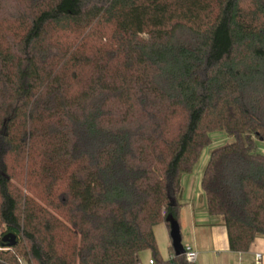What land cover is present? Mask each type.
<instances>
[{"label":"trees","instance_id":"trees-1","mask_svg":"<svg viewBox=\"0 0 264 264\" xmlns=\"http://www.w3.org/2000/svg\"><path fill=\"white\" fill-rule=\"evenodd\" d=\"M230 250L264 238V0H0V264L163 261L183 180ZM16 237L7 247L3 239Z\"/></svg>","mask_w":264,"mask_h":264},{"label":"crops","instance_id":"crops-1","mask_svg":"<svg viewBox=\"0 0 264 264\" xmlns=\"http://www.w3.org/2000/svg\"><path fill=\"white\" fill-rule=\"evenodd\" d=\"M193 174L183 180L180 231L184 247H191L198 253L196 264H264V238H257L247 253L230 250L227 228L220 218L208 214L201 189L203 172L200 175ZM154 234L161 258L168 261L171 258V239L167 226H156ZM257 254L262 256L260 261L256 259ZM140 259L142 264H149L153 259L152 252H143Z\"/></svg>","mask_w":264,"mask_h":264},{"label":"rangeland","instance_id":"rangeland-1","mask_svg":"<svg viewBox=\"0 0 264 264\" xmlns=\"http://www.w3.org/2000/svg\"><path fill=\"white\" fill-rule=\"evenodd\" d=\"M211 138H212V144L203 151L200 162L198 163L194 171V174H193L194 176L196 174L200 175L203 172V168L205 164H207L210 154L215 148L231 141V139L225 133L220 132V131L213 132L211 134ZM257 145H258L259 152L261 154H264V142L257 141ZM6 150H7V145L0 142V168L2 166V158Z\"/></svg>","mask_w":264,"mask_h":264},{"label":"water","instance_id":"water-1","mask_svg":"<svg viewBox=\"0 0 264 264\" xmlns=\"http://www.w3.org/2000/svg\"><path fill=\"white\" fill-rule=\"evenodd\" d=\"M171 245L174 250L176 257H182L185 255V247L182 243V236L180 231V226L176 223H172L171 230L169 232ZM7 247L11 248L16 245V237L14 235H7L3 239Z\"/></svg>","mask_w":264,"mask_h":264},{"label":"built area","instance_id":"built-area-1","mask_svg":"<svg viewBox=\"0 0 264 264\" xmlns=\"http://www.w3.org/2000/svg\"><path fill=\"white\" fill-rule=\"evenodd\" d=\"M185 258L188 264H196L198 259V253L194 251L191 247H185ZM256 259L260 261L262 256L260 254L256 255ZM142 264V263H141ZM149 264H155L154 259L149 261Z\"/></svg>","mask_w":264,"mask_h":264}]
</instances>
